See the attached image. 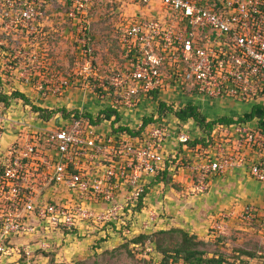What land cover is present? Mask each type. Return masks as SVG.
Returning <instances> with one entry per match:
<instances>
[{
    "label": "built area",
    "instance_id": "obj_1",
    "mask_svg": "<svg viewBox=\"0 0 264 264\" xmlns=\"http://www.w3.org/2000/svg\"><path fill=\"white\" fill-rule=\"evenodd\" d=\"M94 1L65 0L66 17L78 24L83 42ZM126 1L140 10L124 14L117 25V54L107 67L93 65L87 47L73 75L47 81L43 92L61 96L88 88L103 110H116L120 122L111 124L113 115L95 125L56 114L58 125L50 126L52 118L42 126L25 125L0 161V262L30 257V247L15 239L36 235L35 243L45 248L55 232H146L157 215L146 211L142 193L163 171L173 182L184 180L179 184L190 196L203 194L212 177L236 168L264 182V114L216 123L202 136L204 143L190 147L187 122L192 119L150 108L158 97L173 110L196 101L250 106L239 117L253 107L264 109V0ZM0 4L14 8L9 0ZM23 7L18 20L40 14L30 4ZM42 86L38 82L39 90ZM141 105L148 112L137 119L133 110ZM147 117L153 121L143 125ZM123 119H132L134 126ZM118 125L138 133L119 131ZM170 140L178 151L166 152ZM237 214L255 224L264 239V208L247 203ZM211 229L223 234L224 227Z\"/></svg>",
    "mask_w": 264,
    "mask_h": 264
},
{
    "label": "rangeland",
    "instance_id": "obj_2",
    "mask_svg": "<svg viewBox=\"0 0 264 264\" xmlns=\"http://www.w3.org/2000/svg\"><path fill=\"white\" fill-rule=\"evenodd\" d=\"M7 1L0 0V3ZM9 1L13 2V9L0 4V93L10 94L19 91L23 93L25 99L10 97L3 102L4 104L0 102V112L11 106L16 110L23 109L31 114V123L36 120L44 121V118L34 115V107L41 108L44 115L49 113V110L56 111L65 108V110L76 109L89 112L96 117L103 110L104 104L97 101L94 93L88 88L71 89L61 96L51 91L44 95L43 92L47 91V81L54 82L61 77L69 79L82 62V49L87 47L90 49L93 65L100 64L102 69L107 67L108 62L115 58L117 25L122 21L124 14L128 15L140 8L126 0H95L89 13V23L85 24V42H83V35L78 31V24L72 23L66 17L68 7L65 0ZM20 3L30 4L33 7L32 10L40 14L33 13L29 19L21 20L19 17L18 20L16 15L24 9L23 4L20 5ZM149 8L148 10L151 11ZM38 82L42 83V90L37 87ZM190 99L195 101L197 98L193 96ZM156 101H159L158 97ZM197 102H191V104L196 105L207 120L219 116L239 117L250 107L248 105L231 107L230 102L212 105H201ZM163 103L167 105L166 102ZM25 105L26 108H24ZM150 106L157 110V104ZM147 112V107L141 105L133 110V116L139 119ZM121 121L129 126L135 124L132 119ZM169 122L174 128V119L171 118ZM49 123L50 126L58 125L55 118H52ZM187 125L192 140L204 136L203 125L198 126L193 120H189ZM176 149L178 148H173L178 151ZM180 157L184 163L187 157L184 156L182 150L178 153V158ZM181 161L178 162L180 166ZM181 177L184 178V176ZM154 179L152 178L150 182L153 183L150 186L153 191L155 187H160ZM171 180H163L164 194L162 193V196L167 195L165 201L168 204L170 201H175L173 197L187 198L190 196L187 190L180 185L184 180L180 178H177V181L181 182ZM224 193L227 194H215L216 197L210 200L211 205H221L216 210L218 216L215 218H218L209 222V216L206 215L208 226L204 225L206 227L199 229L203 235L199 238L207 242L204 249L209 256L223 255L226 260L224 264H264V244H262L264 239L258 227L242 221L237 214L238 208L235 209L242 203V200L244 202L248 198V195H244L246 198L241 199V194H243L241 191H225ZM198 195H191V197H199ZM149 197V202L153 204L155 199L152 196ZM210 210L208 208V212ZM227 214L229 216L227 220H224ZM163 217L170 219L171 215L164 212L159 213V217L157 216V218ZM154 223L148 224L149 229L151 228L147 231L148 235L157 230L153 227ZM220 224L224 227L223 234H213L211 227ZM208 233L210 237L206 236ZM134 235L137 233L128 235L117 231L60 233L56 237H50L52 243H46L48 246L45 248L40 247V244L44 243H35L39 241V237L35 235L31 237V240L26 239L25 243H22L31 246L30 257L22 254L19 259L5 258L0 264H160L161 255L149 239V242L147 240L141 244L128 243L129 240L126 238L129 239Z\"/></svg>",
    "mask_w": 264,
    "mask_h": 264
},
{
    "label": "crops",
    "instance_id": "obj_3",
    "mask_svg": "<svg viewBox=\"0 0 264 264\" xmlns=\"http://www.w3.org/2000/svg\"><path fill=\"white\" fill-rule=\"evenodd\" d=\"M229 105L233 107L237 104L230 103ZM24 108H26V105ZM35 114L37 115V113H34V115ZM31 122V114H28V112L24 111L23 109L19 110L18 108L16 110L15 107L13 109V107L11 106L3 112H0V161L5 149L17 139L18 135L24 132V129L27 128L25 127V125L31 128ZM32 125L42 126L44 124L43 121L36 120ZM173 148L174 144L171 140L165 144L166 152L173 150ZM157 185H160V187H155L154 191L153 189L149 188L150 191H148L145 197V209L146 211H150L153 209L158 217L159 213L163 214L164 212L171 215L170 219L166 217H156V221L154 223L155 226L153 227L157 229L179 227L189 233L196 234L198 237H202L203 235L199 231V229L208 226L207 218H205V216H209V222H211L212 219H217L218 217L215 218V216H218V212H216V210L217 207L218 209L221 207V205H211L210 200L216 197L215 194L226 195L227 193H224L225 191H241L243 193L241 194V199H245L248 195V198H246L244 202L242 200V203L235 207V209L238 208L237 211L242 205L252 202L258 206H261L260 208H264V182H256L250 179L246 170L242 168L233 169L222 176L212 177L206 191L203 194H200V196L198 195L199 197H173L175 201H170L169 204L167 203V201H165L167 195L162 196V193L164 194V192L162 191L163 183L159 182L157 183ZM152 191L154 192V194ZM174 195H176V193H174ZM149 196H152L155 199V202L153 204L149 202ZM208 208L211 209L209 212ZM149 230H151V228ZM51 234L52 237H56L60 233L55 232ZM208 234L206 236L210 237V234ZM14 241L24 243L26 241V238H24L23 240L15 239ZM29 247L31 246L29 245Z\"/></svg>",
    "mask_w": 264,
    "mask_h": 264
},
{
    "label": "trees",
    "instance_id": "obj_4",
    "mask_svg": "<svg viewBox=\"0 0 264 264\" xmlns=\"http://www.w3.org/2000/svg\"><path fill=\"white\" fill-rule=\"evenodd\" d=\"M116 41V40H115ZM117 54V41H116V53ZM10 97H16L20 98L21 100L25 99L23 93L19 91L11 92L10 94L6 93H0V102H6L8 98ZM27 102V100H25ZM4 104V103H3ZM35 108V113H37V116L39 118H44V121H49L51 117L53 118L56 114H61L64 119L69 118L71 114L74 115L75 118L82 117L84 119L89 120L92 124H99L104 119H110V117L113 115L114 119H112L111 124L119 123L120 122V116L117 115L115 109L106 108L105 110H102L99 112L96 117H93L92 114L89 112H83L80 113L79 110H65L59 109V110H49L47 114H43V110L38 107ZM157 110L159 115H163L165 112H173L181 121H187L189 119H192L195 121L198 126H202L204 129V134H209L212 126L219 122H238V121H245L251 119L254 115H262L264 114V109L261 107H253L249 113H245L242 117H238L237 120H234L231 117H215L212 120H207V117L202 114L199 110V108L196 105L188 104L179 110H173L171 106H167L165 103L158 101L157 104ZM153 121L152 117L143 118V125L148 124L149 122ZM117 130L123 131L126 130L130 134L138 133L136 131L130 130L128 127H123L121 125H118ZM197 143H204V138H198L194 139L191 142H188V145L190 147H193ZM1 172V170H0ZM172 179L171 176L167 174L166 171H163L162 173L158 174L154 181L156 182H162L163 180L170 181ZM172 181V180H171ZM153 183H148V185L145 187L144 192L142 193L143 197H146L150 186ZM141 196V197H142ZM141 204L138 207V210L140 209ZM70 231H65L64 233H69ZM122 233L121 231H118ZM150 240L153 246L155 247L156 251L161 255L160 264H224L226 263V260L224 259L223 255L221 254H213L210 255L208 252L204 249V246L206 245V241L204 239L199 238L194 233H189L186 230L179 228V227H169L167 229H157L154 231L153 234L148 235L147 232H139L137 235L132 236L131 238L126 240H129L128 243L133 244H141L145 243L147 240ZM148 240V242H149ZM264 244V243H262ZM232 264V263H228Z\"/></svg>",
    "mask_w": 264,
    "mask_h": 264
}]
</instances>
